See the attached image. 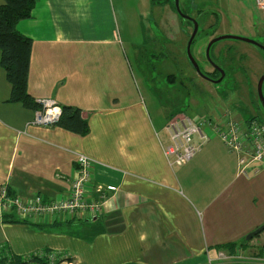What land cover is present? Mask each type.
<instances>
[{
  "label": "crops",
  "instance_id": "0c3cea01",
  "mask_svg": "<svg viewBox=\"0 0 264 264\" xmlns=\"http://www.w3.org/2000/svg\"><path fill=\"white\" fill-rule=\"evenodd\" d=\"M110 3L37 0L32 18L19 23L18 31L33 40L28 90L34 102L53 99L80 109L89 133L27 127L38 109L11 102L0 56V187L12 197H65L82 154L95 162L94 184L116 191L105 194L103 212L93 219L83 214L34 225L0 214V247L24 258L58 252L77 264H208L213 251L231 257L218 264H262L258 235L246 238L264 225V163L240 174L238 156L210 127L206 140L195 138L200 153L183 167L171 166L166 125L140 100L126 98L129 71ZM220 102L217 115L231 107ZM241 113L233 110L234 118L257 117Z\"/></svg>",
  "mask_w": 264,
  "mask_h": 264
},
{
  "label": "rangeland",
  "instance_id": "374dc122",
  "mask_svg": "<svg viewBox=\"0 0 264 264\" xmlns=\"http://www.w3.org/2000/svg\"><path fill=\"white\" fill-rule=\"evenodd\" d=\"M110 2L109 13L116 20L115 29L124 45L129 71L124 83L127 99L140 100L162 125H167L176 114L195 121L216 117L214 108H223L220 101L233 108H224L232 117L233 110L239 108L240 115H256L264 123V108L258 94V83L264 75V51L243 41L225 39L215 43L207 56L210 42L221 36L233 35L264 43V36L258 34L264 28V21L254 0H180L181 10L199 25L191 47L192 56L206 76L219 80L211 72L214 68L222 69L225 77L220 83L204 79L189 61L187 46L194 27L171 3ZM256 238L260 239L259 250H264V231ZM210 255L211 259H218L216 251ZM230 258L229 255L223 261Z\"/></svg>",
  "mask_w": 264,
  "mask_h": 264
},
{
  "label": "built area",
  "instance_id": "2783aa9c",
  "mask_svg": "<svg viewBox=\"0 0 264 264\" xmlns=\"http://www.w3.org/2000/svg\"><path fill=\"white\" fill-rule=\"evenodd\" d=\"M264 19V0H254ZM40 108L27 127L49 128L56 126L62 115L61 106L53 99L37 101ZM212 127L229 152L238 156L240 174L246 175L249 166L264 163V123L251 120H238L231 113L224 112L213 118L195 121L187 116L176 115L166 125L170 144L164 148V156L171 166L183 167L189 164L201 151L196 136L206 140L205 128ZM94 161L86 155H78L76 177L72 181L69 194L47 202L42 196L12 197L8 189L0 187V214H15L21 220L34 224H44L48 219L53 223L71 221L78 215L87 214L89 219L97 218L103 212V198L107 192L116 191V187H104L93 182ZM94 192L96 197H90ZM49 264H77L69 255L58 252L39 253ZM71 258V259H70ZM227 259L223 252L218 259L208 257V264H218ZM216 261V262H215Z\"/></svg>",
  "mask_w": 264,
  "mask_h": 264
},
{
  "label": "trees",
  "instance_id": "16d2710c",
  "mask_svg": "<svg viewBox=\"0 0 264 264\" xmlns=\"http://www.w3.org/2000/svg\"><path fill=\"white\" fill-rule=\"evenodd\" d=\"M3 1V4L0 6V56L1 66L11 85L10 100L14 103L20 102L26 107L39 109L40 106L34 102L28 90L33 40L18 31V25L21 21L32 18L37 0ZM151 1L153 5H166L171 3L176 10L174 0H164V2L156 3L155 0ZM215 73L214 75L219 76V73ZM176 115H172L171 118ZM251 119L257 120V117L248 120ZM56 126L81 136L88 135L89 133V125L83 118L82 111L72 106L62 107V115ZM14 215L6 214L3 215V218L13 217ZM16 221L22 223L27 222L21 219ZM223 247L228 249L229 246ZM29 263L49 264L44 257H39V253L24 258L13 254L9 248L0 247V264Z\"/></svg>",
  "mask_w": 264,
  "mask_h": 264
},
{
  "label": "water",
  "instance_id": "95a60500",
  "mask_svg": "<svg viewBox=\"0 0 264 264\" xmlns=\"http://www.w3.org/2000/svg\"><path fill=\"white\" fill-rule=\"evenodd\" d=\"M175 2V8H176V11L177 13L185 20H188L190 22L193 23V27H194V31H193V34L188 42V46H187V56H188V59L189 61L191 62V64L194 66L196 72H198L204 79L206 80H209L211 82H214V83H220L223 78L225 77V72L220 69V68H217L219 69V72L221 73V78L217 81L215 80H212L210 78H208L206 75H204L198 64L196 63L195 59L193 58L192 56V53H191V47H192V44H193V41L198 33V30H199V25H198V22L196 20H194L193 18H191L190 16L186 15L182 10H181V7H180V0H174ZM225 39H232V40H239V41H243V42H246V43H249V44H252L258 48H260L261 50L264 51V46L262 44H260L259 42H256L254 40H251V39H248V38H242V37H237V36H233V35H226V36H221V37H218L214 40H212L210 42V44L208 45V48H207V56L209 57L210 55V49L212 48V46L219 42V41H222V40H225ZM263 85H264V75L260 78L259 80V83H258V94H259V99L263 105V108H264V93H263ZM264 231V225L261 226L260 228H258L257 230H255L254 232H252L251 234H249L247 236V240H252L254 237H256L257 235H259L260 233H262Z\"/></svg>",
  "mask_w": 264,
  "mask_h": 264
},
{
  "label": "flooded vegetation",
  "instance_id": "af4514ba",
  "mask_svg": "<svg viewBox=\"0 0 264 264\" xmlns=\"http://www.w3.org/2000/svg\"><path fill=\"white\" fill-rule=\"evenodd\" d=\"M191 24L193 25L192 22H191ZM215 72L219 73V77L221 78V74H220V72H219V69L214 68V71L211 72V73L214 75V74H216ZM207 77L210 78V79H212V80L215 79V78H213L211 75H210V76L208 75ZM215 81H217V80L215 79Z\"/></svg>",
  "mask_w": 264,
  "mask_h": 264
}]
</instances>
